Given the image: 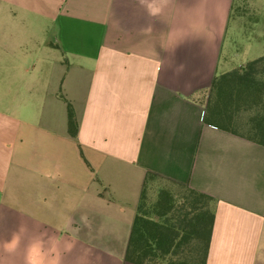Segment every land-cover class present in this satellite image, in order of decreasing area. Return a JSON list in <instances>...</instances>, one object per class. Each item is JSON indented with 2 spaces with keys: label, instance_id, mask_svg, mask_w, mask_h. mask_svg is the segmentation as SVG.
Here are the masks:
<instances>
[{
  "label": "crops",
  "instance_id": "obj_1",
  "mask_svg": "<svg viewBox=\"0 0 264 264\" xmlns=\"http://www.w3.org/2000/svg\"><path fill=\"white\" fill-rule=\"evenodd\" d=\"M235 4L163 0L150 17L139 0H60L56 54L0 60V264H25L34 238L45 250L59 240L60 264H133L126 251L149 173L213 199L206 264H264V146L204 121L214 78L264 56ZM242 31L239 63L228 61Z\"/></svg>",
  "mask_w": 264,
  "mask_h": 264
},
{
  "label": "trees",
  "instance_id": "obj_2",
  "mask_svg": "<svg viewBox=\"0 0 264 264\" xmlns=\"http://www.w3.org/2000/svg\"><path fill=\"white\" fill-rule=\"evenodd\" d=\"M248 114L247 121L242 115ZM69 133L76 138L79 125L73 106L68 104ZM204 121L223 131L264 146V56L243 68L219 74L214 78L207 100ZM242 129V130H241ZM244 131V132H243ZM142 190L133 223L126 261L133 264H206L215 215L213 199L186 188L185 204L177 203L167 190L148 205L147 185ZM190 254L181 257V251Z\"/></svg>",
  "mask_w": 264,
  "mask_h": 264
},
{
  "label": "rangeland",
  "instance_id": "obj_3",
  "mask_svg": "<svg viewBox=\"0 0 264 264\" xmlns=\"http://www.w3.org/2000/svg\"><path fill=\"white\" fill-rule=\"evenodd\" d=\"M257 2L258 0H236L234 9V20H237L239 23L242 22L239 26L253 33V35H249V38L254 39L253 43L255 45H259V42L256 40L264 42V13L256 12L255 7L259 5ZM59 6L60 0H0V46L7 47L6 50L0 51V60L3 61L6 54L14 62L23 61L25 63L37 61L36 59H41L42 55H50L51 57L55 55L54 50L57 49L56 44L59 31ZM240 17H245V21L242 18L240 19ZM243 21L246 22V25ZM251 26L254 28H251ZM242 32L241 36L231 37L230 43L228 42L229 47L224 52V57L228 61L231 58H235V62L239 63L237 56L242 51H237L238 47L234 46V43L237 39L238 42L240 41L244 44V31ZM260 33H263L262 36H258ZM253 51L249 58L260 54L258 49ZM223 60L226 61L225 59ZM2 61L0 62V76L7 74L4 62ZM224 61H222L223 64ZM32 65L31 63L30 66ZM12 66L11 71H9L11 76L17 75V77H20V68ZM230 68L227 67L226 70ZM30 70L31 73L27 76H35L37 69L30 68ZM242 119L243 121H247L248 114H243ZM162 190H167L174 194L177 203L180 205L187 203L184 197L190 195L186 188L154 177L149 179L147 185V204H154L158 200L159 193ZM181 252L180 256L184 257L190 254L191 251L187 249Z\"/></svg>",
  "mask_w": 264,
  "mask_h": 264
},
{
  "label": "clouds",
  "instance_id": "obj_4",
  "mask_svg": "<svg viewBox=\"0 0 264 264\" xmlns=\"http://www.w3.org/2000/svg\"><path fill=\"white\" fill-rule=\"evenodd\" d=\"M140 4L145 8L150 17H157L162 12L160 6L163 0H139ZM81 221L87 223V217L82 216ZM23 228H19L14 232L11 238L4 242L3 247L6 251L12 252L19 246L21 240V233ZM74 239V237H73ZM60 244L59 240L51 241V247L45 250V241L41 238H34L26 247L25 264H60V254L57 251V246ZM72 248V243L66 242L64 245L65 251ZM51 253V259H48V254Z\"/></svg>",
  "mask_w": 264,
  "mask_h": 264
}]
</instances>
